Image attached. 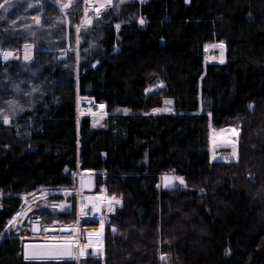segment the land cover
I'll list each match as a JSON object with an SVG mask.
<instances>
[{"label":"trees","instance_id":"1","mask_svg":"<svg viewBox=\"0 0 264 264\" xmlns=\"http://www.w3.org/2000/svg\"><path fill=\"white\" fill-rule=\"evenodd\" d=\"M64 1L0 8V52L18 54L0 61V235L18 195L71 186L78 168L119 202L103 209L101 256L78 264H264V0H112L76 53L80 4ZM211 44L222 61L203 62ZM76 95L108 115L77 122ZM233 124L235 157L209 159L210 128ZM163 174L183 186L159 188ZM37 213L74 222L75 205ZM30 223L1 240L0 264H77L24 260Z\"/></svg>","mask_w":264,"mask_h":264},{"label":"rangeland","instance_id":"2","mask_svg":"<svg viewBox=\"0 0 264 264\" xmlns=\"http://www.w3.org/2000/svg\"><path fill=\"white\" fill-rule=\"evenodd\" d=\"M79 1L78 4H80V16L75 17L76 23L71 24L72 25V38H73V44L71 46L70 44V35L68 40H67V44H66V51H71L73 50L75 53L77 52V47H78V40H77V35H78V29L81 27H88L91 25V22L93 21V19L98 16L106 7L110 6L113 2L112 0H107L105 2H98V3H85L84 4V0H76ZM74 0L71 1H64L65 3H69L72 7L75 5ZM5 0H0V4H4ZM64 3V4H65ZM63 4V5H64ZM103 5V6H101ZM61 6H58V9H60ZM62 11V10H61ZM74 19V20H75ZM73 20V21H74ZM26 46V45H25ZM72 47V48H71ZM22 50V49H21ZM23 51V50H22ZM3 52H7V53H11V56L8 58H4L2 56ZM14 55L13 51L10 49H5L2 50L0 52V61L1 62H6L9 59H11V57ZM25 55V53H24ZM155 88V83L152 84V87H148L146 90V93H149L150 91H152ZM154 114L157 113H161L159 111H154ZM108 114L106 112L103 113V115L100 117H96L91 119L92 121V125L97 126V123L100 120H103ZM238 124H233V125H229L226 127H222V128H210L209 130V141L210 145L212 146L211 148H213V146L216 145H235L237 143V139H238V135H239V130H238ZM234 155H236L234 153ZM233 156L231 158L228 159H232ZM226 159V160H228ZM97 175V174H96ZM101 176V175H99ZM167 178V179H165ZM181 178L175 177L173 175H166L163 174L159 177V182H158V186L159 188H174V187H182L183 183L180 182ZM77 187H79V193L80 194H86V193H93L94 188L95 187V180H94V176L93 178L91 177V179L88 181L86 179H80V181L77 183ZM101 189V190H100ZM99 189V194L96 195V197H98V199L101 198V207H104V210L106 212H108L109 210H111V208L115 205V203H119L117 201H111L109 202L108 199L106 198V194L104 192L103 187ZM52 190H43V189H38L35 190L31 193L25 194V195H21L20 199L22 201V207L19 210V212L8 222L7 228L5 229L4 233L0 235V242L1 240L8 236L10 232H13L14 234H18V230L17 227L19 225V220L22 217V214L24 213V211L30 209L31 213H33V215L29 216L28 218L26 217L25 220L26 221H30L31 219L34 218H38L41 225H42V229L39 235L37 236H32L30 234V232L28 233V235H24L23 237H21L22 239H24L25 241H46V242H60V241H68L71 239V236L66 235V237L62 234H60L59 232L55 233V234H47L45 232V229L47 228H52L54 226H56L57 229L61 228V227H65V228H70L72 229L74 222L69 221L68 223H65V221L56 219L55 217L51 218V221L49 224H45L42 222L43 216L42 218L38 215L39 213H37V211L39 212L41 211H45V212H59L61 213L59 210V206L58 204L55 206L54 202L52 201V199H49L47 196V194H51ZM55 191V190H54ZM58 192H60L58 190ZM98 193V192H97ZM53 194V193H52ZM4 195V194H1ZM5 197H8V195H6ZM4 199V197L2 196L1 200ZM60 199L66 200L67 202H69V210H71L72 206L75 205V198H61ZM107 199V201H106ZM113 204V205H110ZM37 210V211H36ZM28 219V220H27ZM102 234V232H101ZM100 246L102 247V235H101V241H100ZM77 258L73 257V260ZM83 259V258H82ZM81 259V260H82Z\"/></svg>","mask_w":264,"mask_h":264},{"label":"built area","instance_id":"3","mask_svg":"<svg viewBox=\"0 0 264 264\" xmlns=\"http://www.w3.org/2000/svg\"><path fill=\"white\" fill-rule=\"evenodd\" d=\"M107 0H84V3H98ZM222 59V49L219 46H212L207 48L204 54V61H219ZM100 105L95 103L92 98L82 97L77 99L76 103V117L79 116H96L100 114ZM231 149L229 146L223 145L219 147L209 148L208 156L210 159H228L230 158ZM81 173L74 171L73 176L79 177ZM93 199V200H90ZM92 201V202H90ZM104 217L100 211L99 201L95 197L86 196L77 200V213H76V231L75 240L73 243L78 248L83 247L82 241L85 233V227H93L92 231L99 234L101 230ZM92 248L88 247L89 252ZM79 256V254H78Z\"/></svg>","mask_w":264,"mask_h":264},{"label":"water","instance_id":"4","mask_svg":"<svg viewBox=\"0 0 264 264\" xmlns=\"http://www.w3.org/2000/svg\"><path fill=\"white\" fill-rule=\"evenodd\" d=\"M70 7L69 3L61 6V10H66ZM104 109L101 108L100 111ZM31 212V210H27L22 214L20 219V223L24 221L27 215ZM45 231L47 234H55L59 231L62 235H68L70 233L69 228H60L57 230L56 227L48 228ZM41 232V225L38 219L33 220L30 226L31 235L35 236ZM72 234H75V230L72 231ZM60 245L55 250L51 249V245ZM51 253V255H44L45 253ZM101 249L96 247L92 250L93 257H100ZM23 258L27 261H47V260H70L72 258V245L70 242H36L29 241L24 243L23 245Z\"/></svg>","mask_w":264,"mask_h":264},{"label":"bare ground","instance_id":"5","mask_svg":"<svg viewBox=\"0 0 264 264\" xmlns=\"http://www.w3.org/2000/svg\"><path fill=\"white\" fill-rule=\"evenodd\" d=\"M28 50H26L25 54L26 56H29V48H27ZM5 53L7 52H3L2 56L4 58H8L11 56V53H8L9 55L5 56ZM101 117V116H100ZM75 119L77 121V117H76V112H75ZM231 152H230V156H232L233 154V148L230 146ZM214 161V160H213ZM93 178V177H92ZM85 229V233H84V238L85 240L82 241V245L83 247H81L79 249V254L80 255H84L86 253V250L88 249V247H91L93 245H97L98 244V237L95 235V233L92 231L93 227L91 226H87L84 228Z\"/></svg>","mask_w":264,"mask_h":264},{"label":"crops","instance_id":"6","mask_svg":"<svg viewBox=\"0 0 264 264\" xmlns=\"http://www.w3.org/2000/svg\"><path fill=\"white\" fill-rule=\"evenodd\" d=\"M27 46H30V47H28L29 48V56H26V54L25 55H23V58L25 59V60H28V59H30L31 58V56H32V53H33V47L31 46V45H27ZM23 54L26 52V50H28V49H26V47L24 46L23 47ZM27 57V58H26ZM76 191H78L79 192V187H78V190H76ZM65 193H67V194H70V195H72V193H73V191H65ZM47 196H50V195H48L47 194ZM68 196V195H67ZM61 208H62V210H69V203H67V201L65 200V201H63V202H61Z\"/></svg>","mask_w":264,"mask_h":264},{"label":"snow or ice","instance_id":"7","mask_svg":"<svg viewBox=\"0 0 264 264\" xmlns=\"http://www.w3.org/2000/svg\"><path fill=\"white\" fill-rule=\"evenodd\" d=\"M7 3H8V0H5V3H4V4H0V8H5V4H7ZM101 6H103V5H101ZM5 10H7V9H5ZM37 22H38V20H37ZM140 23L143 24L144 21L141 19V20H140ZM117 27H119V25H117ZM25 47H26V49H27V48L30 47V46H27V45H26ZM221 47H223V45H221ZM7 55H9V54H8V53H5V56H7ZM26 58H27V57H26ZM4 122H5V123H8V119L5 118ZM165 179H167V178H165ZM180 182L183 183L182 178L180 179ZM117 202H118V201H117ZM45 231H47V230H45ZM59 247H62V246H60V245H55V244H53V245L50 246V248L53 249V250H55V249H57V248H59ZM44 255H51V253H50V252H49V253H45Z\"/></svg>","mask_w":264,"mask_h":264}]
</instances>
